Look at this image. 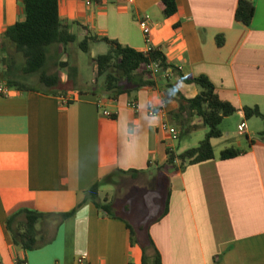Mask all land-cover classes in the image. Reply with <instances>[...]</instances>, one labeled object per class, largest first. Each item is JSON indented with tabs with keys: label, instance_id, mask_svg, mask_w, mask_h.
I'll return each instance as SVG.
<instances>
[{
	"label": "crops",
	"instance_id": "obj_1",
	"mask_svg": "<svg viewBox=\"0 0 264 264\" xmlns=\"http://www.w3.org/2000/svg\"><path fill=\"white\" fill-rule=\"evenodd\" d=\"M160 1L108 0L91 7L80 0L58 1L60 20L77 43L108 38L145 52L140 21L146 19L151 47L163 52L176 71L159 70L152 75L153 85L116 99L105 88L35 86L0 97V264H75L79 257L86 264H145V255L146 264H153L156 250L162 264H264V128L253 120L260 118L246 120L243 111L258 107L264 115V0H250L255 15L249 26L235 19L239 0H176L178 11L170 17ZM24 18L22 0H0V35ZM104 46L90 41L91 60L104 53ZM68 47L51 46L47 63H79L74 54L68 56ZM16 56L15 63H24ZM200 75L237 108L245 133L235 137L221 130L222 136L212 140L214 159L169 166V152L179 155L191 149L188 143L199 144L208 127L192 116L187 125L196 128L182 138L184 130L170 117L179 104L167 85L193 98L199 87L181 77ZM59 78L62 87L67 78ZM0 81H5L1 68ZM150 109L164 114L150 116ZM164 122L179 131L177 141L162 129ZM226 148L242 154L219 159ZM132 170L137 172L128 173ZM115 174L124 178V188L138 181L156 184L157 175L166 182L161 214L138 226L139 240L123 215L101 210L91 200L78 206L100 182L99 202L113 210L114 200L101 196L112 185L105 179ZM24 210L51 215L37 224L38 248L15 246L7 227L8 219ZM24 222L18 215L14 228L22 229Z\"/></svg>",
	"mask_w": 264,
	"mask_h": 264
},
{
	"label": "trees",
	"instance_id": "obj_2",
	"mask_svg": "<svg viewBox=\"0 0 264 264\" xmlns=\"http://www.w3.org/2000/svg\"><path fill=\"white\" fill-rule=\"evenodd\" d=\"M58 1L59 0H22L25 8V18L6 29V31L0 35V51L5 54L4 57L0 58V63H15L17 61L16 55H19L24 60L25 66L23 67V71L25 73L39 72L40 83L47 87H56L61 83L58 74H49L44 71L47 65L49 48L53 45H61L64 47V51H66V48L76 41V36L71 33L69 25L60 20ZM160 6L168 17L176 14L178 11L176 0H161ZM254 15L255 4L250 0H239L235 12V19L245 26H249ZM90 41H103L109 46L107 53L96 56L91 62L96 70V78L104 77L105 92L113 99H116L122 93H131L139 90L141 87L154 84L151 70L149 73H140L143 67L147 68L148 66L157 64L163 72H166L168 69L176 71L175 67L167 63L164 53L159 49L152 48L149 52H142L124 46L116 40H110L108 38L98 39L96 37L84 38L78 43V48L88 53ZM217 44L219 46L223 44L222 37L219 36L217 38ZM59 65L62 68H67L69 62H61ZM7 68L8 71L3 72V78L10 87L23 91L33 90V86L10 76L11 73L9 74L8 72H10L9 70L12 67L8 66ZM181 78L186 83L196 84L200 91L195 97L187 98L172 84L168 83L167 86L171 96L175 98L179 104L178 109L171 113L170 117L175 124L179 125L184 130L183 134H188L191 130L196 128L195 126L191 127L187 125L192 116L200 117L203 124L208 127V132L197 147L186 150L179 155L169 152L167 165L174 167H176V161L180 162V166H184L185 164H196L214 159L215 154L212 140L222 136L220 126L223 120L238 111L232 103L220 97L215 85L207 76L200 75L191 79L182 76ZM243 111L246 120L257 117L264 123V115L258 107H245ZM260 135L264 138V130ZM240 154H242V151L239 149L226 148L220 152L219 159L227 160L235 158ZM117 172L124 174V171L121 170ZM136 172L137 171L132 170L128 173L133 174ZM101 185L102 183L99 182L91 187L78 206L91 200L97 204L101 210L110 213V209L105 205H101L99 202V189ZM167 211L168 202L165 213ZM73 213L74 211L64 213L61 214V217L66 219ZM18 215H24L25 217L22 229L14 228L15 218ZM49 216L51 215L38 211L24 210L9 218L7 227L13 236L14 245L22 249L38 248L40 243L36 239L37 224L47 219ZM131 232L132 235H134L132 229ZM146 259L147 256L145 255L143 259L145 264ZM17 264L24 263L17 260ZM153 264H162L160 254L157 250Z\"/></svg>",
	"mask_w": 264,
	"mask_h": 264
},
{
	"label": "rangeland",
	"instance_id": "obj_3",
	"mask_svg": "<svg viewBox=\"0 0 264 264\" xmlns=\"http://www.w3.org/2000/svg\"><path fill=\"white\" fill-rule=\"evenodd\" d=\"M79 43V42H78ZM78 43L75 41L68 47L69 57H72L74 54V59L79 63H69L67 68H62L59 63H47L44 71L49 74H58L59 76L64 75L67 78V83L64 86H56L53 89L59 90L61 88L67 89L70 87L73 88H81L84 90H101L104 88L105 80L104 77L95 78L93 75V68L91 60V54L83 52L78 48ZM71 47V48H70ZM103 47V46H102ZM103 54L107 53L109 46H104ZM50 49V48H49ZM73 50V51H72ZM98 52V51H97ZM66 54V53H65ZM76 54V55H75ZM0 57H4L5 54L0 51ZM8 66L12 68L8 72L10 76L15 77L16 79L21 80L31 86H35L37 88H49L46 85L40 83L39 77L40 73H28L23 71L24 63H0L1 70L8 71ZM141 72H150L147 68H142ZM153 74H156L152 71ZM143 74V73H142ZM148 77V76H147ZM97 79V81H96ZM52 89V88H51ZM261 124L264 128V123L260 119H253ZM243 123V119L239 118L238 114H233L230 117H227L223 120V123L220 126V129L223 130L224 135L227 132L232 133L233 136L238 135V125ZM264 130V129H263ZM262 137V136H260ZM183 139H188L186 134L182 135ZM245 138V137H244ZM218 139V138H217ZM196 143H188L189 148L194 146H198ZM158 174V173H157ZM156 175V174H155ZM154 181V180H152ZM128 182V180H127ZM126 182V183H127ZM131 182H133L131 180ZM142 182V181H141ZM131 185L128 188L124 185L125 180L123 177L115 174L111 175V177L105 179V183L112 184L111 188L102 193L101 199L105 201L106 199L114 200V208L110 209L111 212L114 211L118 214L123 215L125 218L129 220L131 226L133 228V232L135 235V239L139 240L142 235V231L138 227L140 224L148 225V223L155 220L161 214V210L164 204V200L166 198V182L164 180L159 179V175H157L156 184L152 182L149 185L141 183ZM147 183H150V180H147ZM128 184H130L128 182ZM127 184V185H128ZM156 187V188H155ZM126 205L128 206L127 210L123 209L119 210L118 207Z\"/></svg>",
	"mask_w": 264,
	"mask_h": 264
},
{
	"label": "built area",
	"instance_id": "obj_4",
	"mask_svg": "<svg viewBox=\"0 0 264 264\" xmlns=\"http://www.w3.org/2000/svg\"><path fill=\"white\" fill-rule=\"evenodd\" d=\"M80 1H82L86 6L91 7L93 5H96V4L101 3V2H106L108 0H80ZM126 1H128L130 3L133 2V0H126ZM140 27H141L143 34H144V37H145V43L147 44V50L145 52H149L152 49V47L150 45L151 44V38H152L151 26L146 19H143L140 21ZM147 68L149 70L155 72V73L158 72L159 70H161L157 64H153L151 66H148ZM15 90L16 89L13 87H10L6 81H0V97H10L14 93ZM64 101L66 103L68 102L67 99H64ZM130 106L132 108L136 109L137 103L132 102L130 104ZM161 114H164V111L161 109L160 110H158V109H150L149 110L150 116H159ZM103 115L106 117H112V114L106 110L103 111ZM162 129L169 133L170 138L172 140L177 141L179 139V131L176 128L169 125L167 122H164L162 124ZM239 131L241 134L245 133V125L244 124H241L239 126ZM75 264H86V259L84 257H79Z\"/></svg>",
	"mask_w": 264,
	"mask_h": 264
}]
</instances>
